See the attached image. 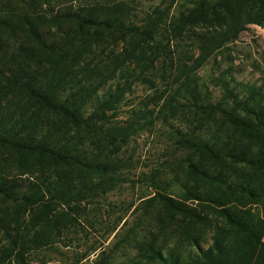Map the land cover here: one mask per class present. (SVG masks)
<instances>
[{"label":"trees","instance_id":"1","mask_svg":"<svg viewBox=\"0 0 264 264\" xmlns=\"http://www.w3.org/2000/svg\"><path fill=\"white\" fill-rule=\"evenodd\" d=\"M49 1L0 0L6 6L0 14V264H45L40 252L70 227L68 210L105 202L131 181L136 162L127 152L135 136L170 127L179 149L214 156L211 138L172 121L202 122L209 111L230 126L264 130L253 99L259 87L220 79L223 96L213 105L197 76L215 43L233 39L246 23L264 24V0H183L172 13L170 5L143 6L144 0H58L55 8H44ZM196 26L212 31L203 37V55L193 60ZM230 83L247 95H237ZM138 84L151 93L129 107ZM259 154L258 161L264 150ZM181 165L189 179L174 193L166 172L138 175L152 195L137 219L138 226L155 229L173 222L182 242L169 247L144 227L141 237H123L137 250L127 264H264V219L235 205L253 197L264 201L262 173L226 185L221 172ZM202 202L230 228L228 237L242 235L244 250L218 230L208 247L200 246L192 231L204 220L197 212ZM187 242L199 257L190 259Z\"/></svg>","mask_w":264,"mask_h":264},{"label":"rangeland","instance_id":"2","mask_svg":"<svg viewBox=\"0 0 264 264\" xmlns=\"http://www.w3.org/2000/svg\"><path fill=\"white\" fill-rule=\"evenodd\" d=\"M58 0H50L44 8H55ZM143 6L162 3V9L170 5V12H176L183 0H144ZM6 6L0 5V14ZM192 30V29H191ZM195 47L192 52L193 60L199 59L203 55V37L209 36L211 28L196 26L193 28ZM213 39L216 38L213 35ZM218 39V38H217ZM224 40V39H223ZM204 47H206L204 45ZM197 76L200 83H204L209 90L210 102L213 105L221 102L223 92L218 80H229L231 76L236 82L259 87L262 93L254 96V106L257 113H262L260 117L264 120V24L262 22H249L244 25L236 37L225 40L218 46L210 48L204 61L197 69ZM239 96H246L247 91L235 83H230V87ZM151 93L144 85L134 86V93L128 95L129 107L137 106L145 94ZM124 106L123 110H127ZM123 115L125 113H122ZM202 122L190 120L172 121L174 127L184 126L186 129H195L204 139L211 138L216 146L214 156L204 155L194 148L179 149L174 143L175 139L169 136L168 128L158 125L152 133H141L135 136L130 144L127 154H131L136 162V168L130 175L131 181L124 183L121 188L108 194L105 202L82 204L80 209L71 213L72 221L70 227L62 234L59 241H56L48 250L40 252L47 260L45 264H94L97 258L103 259L105 264H127L128 260L136 255V248L129 241H124L123 237H130L138 233V237L144 234V227L152 228L158 233V237L165 241L169 247H177L182 242V235L176 230L173 222L165 223L163 227L153 228V225L143 223L138 226V219L143 213V208L147 204L146 198L152 195V189L146 183L138 179L141 172H150L157 168L166 172L164 178L171 181V191L174 193L180 188V183L187 182L189 177L181 166L194 163L201 168L210 170L214 175L221 172V178L228 185L231 181L242 182L240 179L251 178L253 173L256 176H264V158L256 160L261 150H264V130L240 129L228 125L223 121V117L217 113L205 111ZM184 168V167H183ZM178 174V179L175 178ZM176 179V180H175ZM133 181V183H132ZM176 181V182H175ZM219 181L213 183L212 188L217 190ZM222 190L225 188L222 187ZM233 191V190H232ZM237 193V191H233ZM253 197V196H252ZM249 204L243 206L235 204L238 210H246L255 217L264 219V201L261 198L253 197ZM193 205L196 203L191 202ZM202 205L197 207L203 219L194 227L192 234L197 237L202 248L208 247L213 242L215 231L224 234L226 240L238 251L244 250L247 246L242 235L228 237L226 234L230 228L224 225L214 212ZM152 207H150V211ZM122 216V221L117 223L118 217ZM70 222V221H69ZM149 222V220H145ZM116 226V230L111 229ZM138 226V227H137ZM263 240V239H262ZM187 245L192 249V258L199 257L197 247L190 242ZM186 256L187 253H184ZM35 264H42L35 259ZM200 264V263H198Z\"/></svg>","mask_w":264,"mask_h":264},{"label":"crops","instance_id":"3","mask_svg":"<svg viewBox=\"0 0 264 264\" xmlns=\"http://www.w3.org/2000/svg\"><path fill=\"white\" fill-rule=\"evenodd\" d=\"M262 239H263V241H264V235H263V238H262Z\"/></svg>","mask_w":264,"mask_h":264}]
</instances>
